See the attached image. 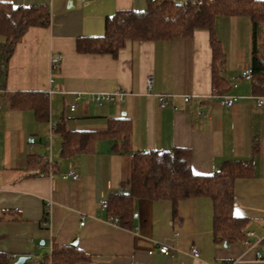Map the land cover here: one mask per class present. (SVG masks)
Instances as JSON below:
<instances>
[{
  "label": "crops",
  "instance_id": "crops-1",
  "mask_svg": "<svg viewBox=\"0 0 264 264\" xmlns=\"http://www.w3.org/2000/svg\"><path fill=\"white\" fill-rule=\"evenodd\" d=\"M5 1L45 5L49 17L46 26L26 29L5 65L0 57V252L7 259L8 254L26 255L23 264H52L55 244L76 246L84 258L73 264H264V239L244 243L249 230L264 237V98L257 104L261 92L240 76L251 61L249 19H215L224 59L221 75L231 84L216 95L206 29L188 38L128 39L115 56L76 49L78 37L103 35L106 16L143 10L149 0ZM256 46L264 59V24ZM148 74L153 75L150 94ZM116 86L121 96L100 104L89 100L91 93H108ZM17 91H44L47 119L12 105L10 96ZM157 93L169 95L165 108ZM230 95L236 96L231 106L221 102ZM62 117L75 130H104L110 118H129L131 152H113L104 139L91 152L62 157L60 136L51 133L52 176L29 169L30 155L47 154L49 123ZM173 146L189 149L196 174H211L227 160L252 161V174L233 183V213L247 218L240 239H214L212 201L205 196L180 200L175 211L168 199L135 198L130 228L109 221L100 209L101 199L129 190L132 152ZM69 170L78 178H61ZM256 239L249 237L251 243ZM160 244L168 245V254L159 252ZM193 246L198 257L190 253Z\"/></svg>",
  "mask_w": 264,
  "mask_h": 264
},
{
  "label": "trees",
  "instance_id": "trees-1",
  "mask_svg": "<svg viewBox=\"0 0 264 264\" xmlns=\"http://www.w3.org/2000/svg\"><path fill=\"white\" fill-rule=\"evenodd\" d=\"M242 15L251 23L252 86L264 94V59L257 51L256 38L264 24L262 0H149L143 10H117L106 16L101 36H82L76 40V49L88 53H108L115 56L128 39L171 40L191 37L194 30L206 29L210 34L212 51V86L219 95L231 85L221 75L223 52L215 35L214 25L218 16ZM49 12L45 5H13L0 0V57L6 64L16 43L26 29L34 25L46 26ZM14 106L28 107L38 120L48 116V95L44 91H17L10 96ZM60 136V155L69 157L91 152L98 141L107 139L116 153L131 152V121L126 117L110 118L104 130H75L67 128L62 117L52 128ZM130 188L126 192L111 193L107 199L108 216H116L118 225L132 227L133 201L135 198L150 200L168 199L173 211L180 200L205 196L213 206L212 232L216 241L234 242L244 234L247 218L233 213V183L239 177L252 174L251 160H227L211 174H196L190 167V151L173 146L168 150L134 151L130 155ZM28 168L39 172L48 170L46 156L30 155ZM81 252L73 245L55 244L51 251L52 264H73ZM0 264H11L0 252Z\"/></svg>",
  "mask_w": 264,
  "mask_h": 264
},
{
  "label": "built area",
  "instance_id": "built-area-1",
  "mask_svg": "<svg viewBox=\"0 0 264 264\" xmlns=\"http://www.w3.org/2000/svg\"><path fill=\"white\" fill-rule=\"evenodd\" d=\"M78 1H87V0H78ZM59 58H60V56H57V57H55L54 59L51 60L52 68L56 67L57 60ZM240 76H241V78H243V79H245L247 81H251V79H252L251 66L249 65V66L244 67L241 70ZM152 83H153V75L152 74H148L145 77V86L147 88V93L148 94L151 93ZM122 94H123V91L120 89V87L116 86V87H114V89L111 92H108V93H91L89 95V100L92 101V102L100 104L103 101L111 100V99H113L114 96H121ZM156 97H157V100H158L160 108H165L168 105V97H169L168 94H166V93H157ZM263 98H264V94L257 96L256 97L257 104H261L263 102ZM183 99L186 101V100H188V97H184ZM235 100H236V96L230 95V96H224L222 98L221 102L226 104V105H228V106H231ZM75 106H76V103L73 102V103L70 104L69 109L70 110H74ZM54 125H55V123H49V133L46 136V140H47V144L45 145V148H46V151H47L46 159L48 161L49 168H48V170L46 172H40L41 175L46 174V175L52 176V174H53L52 168L50 166L51 165L50 164L51 163V157H50V154H51V143H50V138H51L52 128H53ZM61 178H63V179L70 178V179L75 180V179L78 178V173L73 171V170H69L66 173H62L61 174ZM107 206H108L107 199H101L99 201V207H100V209L102 211H106ZM133 215H135V214H133ZM108 220L111 221V222L116 223L118 221V218L116 216H109ZM251 236L257 237L255 243H251L250 242L249 237H251ZM263 239H264V237L256 236L254 231H250L249 230V231H246V233H245L244 243L254 245V244H256L257 242H259V241H261ZM159 252H161L163 254H168V252H169L168 245L167 244H160ZM190 253L194 257H198V255H199L197 248L194 247V246L191 247ZM7 257L9 259H11V260H15L17 258V255L16 254H8Z\"/></svg>",
  "mask_w": 264,
  "mask_h": 264
},
{
  "label": "water",
  "instance_id": "water-1",
  "mask_svg": "<svg viewBox=\"0 0 264 264\" xmlns=\"http://www.w3.org/2000/svg\"><path fill=\"white\" fill-rule=\"evenodd\" d=\"M73 244H76L74 241ZM27 256L26 255H20L14 262L13 264H23L24 261L26 260Z\"/></svg>",
  "mask_w": 264,
  "mask_h": 264
},
{
  "label": "rangeland",
  "instance_id": "rangeland-1",
  "mask_svg": "<svg viewBox=\"0 0 264 264\" xmlns=\"http://www.w3.org/2000/svg\"><path fill=\"white\" fill-rule=\"evenodd\" d=\"M65 110L68 112L69 109L67 108V106H65ZM68 113H69V112H68Z\"/></svg>",
  "mask_w": 264,
  "mask_h": 264
}]
</instances>
